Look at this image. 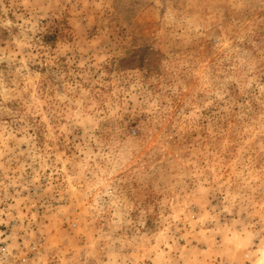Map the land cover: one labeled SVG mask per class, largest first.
Returning a JSON list of instances; mask_svg holds the SVG:
<instances>
[{"label":"clouds","instance_id":"obj_1","mask_svg":"<svg viewBox=\"0 0 264 264\" xmlns=\"http://www.w3.org/2000/svg\"><path fill=\"white\" fill-rule=\"evenodd\" d=\"M154 4L160 19L161 0H154ZM221 7L227 13L223 20ZM213 29L227 32L249 49L241 61L245 76L250 77L246 87L251 89L256 84L259 94L264 95V84L258 83L256 75L264 65V0H178L175 5L169 0L159 33L163 70L158 74L155 96L145 102L154 130L151 142H141L133 152L114 128H101L100 122L112 119L125 101L115 94H97L94 85L81 87L79 94L58 97L60 104L71 106L67 117L76 125L87 129L90 120L95 122V129L86 130L83 143L77 144L74 160L63 159L64 154L57 156L58 168L47 163L48 156L41 152L27 127L0 125V190L4 193L0 204L14 201L0 208V225L9 229L0 231V264H215L217 257L220 264H264V202L253 195L264 188V136L254 137L253 143L245 145L236 141L228 149L213 138L178 156L171 144L189 142L174 122L170 106L161 103L186 85L192 86L201 72V61L210 59L207 55L199 60L188 58L177 66L167 51L169 40H201ZM70 52L71 45L63 54ZM16 55L11 53L7 58L15 60ZM5 58L0 55V60ZM86 62L81 60L77 66L82 68ZM19 63L27 68L25 57ZM21 70L17 67L15 71L20 74ZM203 71L212 75L214 68L209 65ZM12 90L0 83V97L5 101L12 98ZM128 99L138 102L139 98ZM33 101L37 109L43 107L37 96ZM258 127L264 133V117ZM22 144L28 148H21ZM241 147L243 158L238 154ZM21 156L27 159L20 162ZM14 162L18 167H12ZM36 164L39 170L33 167ZM48 167L55 174H63L68 202L57 209L51 226L33 230L35 214L29 218L22 210V205H27L19 193L29 187L23 182L28 168L34 172L31 182L38 183ZM186 180L194 181L197 191L205 196L224 188L223 207L208 208L205 199L203 212L193 219L187 211L192 201L181 195ZM236 181L243 190L234 194L228 189ZM9 187L15 195L8 192ZM134 211L139 212L138 221L133 220ZM148 212L157 214L151 229L143 219ZM223 213L233 218L221 223ZM13 220L20 223L12 224ZM178 223L189 225L179 236ZM62 224L68 227L60 233ZM37 231L41 237L47 231V239L38 246L34 243ZM180 240L185 243L180 244ZM200 244L206 247L201 249ZM32 251L37 255L29 259L28 252Z\"/></svg>","mask_w":264,"mask_h":264},{"label":"rangeland","instance_id":"obj_2","mask_svg":"<svg viewBox=\"0 0 264 264\" xmlns=\"http://www.w3.org/2000/svg\"><path fill=\"white\" fill-rule=\"evenodd\" d=\"M176 2L178 0H174V5ZM161 3L160 19H157L158 6L154 0H0V55L6 57L0 60V83L13 89L11 99L5 101L0 97V125L12 129L27 127L41 152L48 156L47 163L58 168L57 156L64 154L63 159L74 160L76 146L83 143L84 132L95 129L94 121L90 120L85 129L69 120L67 113L71 106L60 104L58 97L79 94L81 87L87 89L94 85L97 94H115L125 101L112 119L100 122V127L105 131L114 128L133 152L141 142H151L154 130L145 112V102L155 96L158 74L163 70L159 33L169 0H161ZM220 11L221 20L226 19L224 8ZM69 45L73 52L64 55ZM248 50L238 39L227 32L221 34L218 29L210 30L201 40L188 43L169 40L167 51L177 66L188 58L199 60L210 56L201 61V72L192 86L186 85L183 91L161 101L170 106L174 122L179 124L189 142L171 144L178 156L213 138L228 149L236 141L245 145V142L253 143L254 137L264 136L258 127V121L264 117V95L259 94L256 84L251 89L246 87L250 77L245 76L241 63ZM11 53L17 54L15 60L7 58ZM21 57L26 58L27 68L20 65ZM81 60L87 61L82 68L77 66ZM209 65L214 72L205 75L203 69ZM17 67L22 69L20 74L15 71ZM256 75L258 83L264 84V65ZM34 95L41 100L42 108H36ZM128 97L139 99L133 102ZM8 109L11 111H6ZM21 148L27 149L28 145L22 144ZM238 154L245 156L243 147L238 149ZM26 159L19 157L20 162ZM12 167L18 164L14 162ZM33 167L39 170V164ZM33 175V169L28 168L23 182L29 183V187L20 191L19 198L27 205L26 208L22 205V210L28 217L35 214L33 230L46 229L54 223L57 209L68 202L64 190L67 186L63 174L53 173L52 167L43 170L38 183L31 182ZM0 179H3L2 173ZM185 183L187 187L181 195L186 194L192 201L187 211L193 214V219L203 212L201 205L205 199L209 202L208 208L223 207L224 188L205 196L197 191L194 181ZM242 190L239 181L228 189L234 194ZM8 192L15 195L11 187ZM253 195L257 201L264 202V188L257 189ZM2 196L4 193L0 190ZM13 202L8 199L6 204ZM6 204H0V208ZM132 217L134 221L141 219L138 211H134ZM232 218L223 213L220 222ZM143 219L151 229L157 222V214L148 212ZM19 223V220L12 221V224ZM176 226L181 229L176 233L178 236L189 227L185 223ZM67 227L62 224L60 233ZM8 230L0 225V231ZM37 237L45 242L47 231L44 237L37 231ZM184 243L180 240V244ZM192 243L195 245L196 241ZM198 247L203 249L206 245ZM220 259L217 257L215 264H220Z\"/></svg>","mask_w":264,"mask_h":264},{"label":"built area","instance_id":"obj_3","mask_svg":"<svg viewBox=\"0 0 264 264\" xmlns=\"http://www.w3.org/2000/svg\"><path fill=\"white\" fill-rule=\"evenodd\" d=\"M34 243H37V246H38L39 244H44L43 240H42L41 238H39V237H37V241H35ZM40 251L42 252L43 249H40ZM36 255H37V253H36L35 251L28 252V258H29V259H33V258H35ZM17 264H19V262H17Z\"/></svg>","mask_w":264,"mask_h":264}]
</instances>
